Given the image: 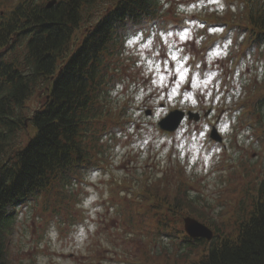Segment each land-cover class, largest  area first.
I'll list each match as a JSON object with an SVG mask.
<instances>
[{
	"label": "rangeland",
	"instance_id": "374dc122",
	"mask_svg": "<svg viewBox=\"0 0 264 264\" xmlns=\"http://www.w3.org/2000/svg\"><path fill=\"white\" fill-rule=\"evenodd\" d=\"M251 4L161 0L157 21L129 34L124 50L109 58L115 81L107 108L116 120L108 121L100 142L101 168L72 184L70 202L44 194L16 207L7 230L12 264H146L157 253L172 257V237L156 230L155 193L191 209L183 216L209 228L231 229L240 209H253L256 197H264V121L253 109L264 98V46L251 49ZM181 63L188 72L174 93L172 73ZM149 64L159 72H149ZM165 68L167 87H161ZM41 96L30 99L29 110ZM176 109L199 113L198 120L161 131L158 121ZM213 126L218 143L209 139ZM176 220L183 230L182 216Z\"/></svg>",
	"mask_w": 264,
	"mask_h": 264
},
{
	"label": "trees",
	"instance_id": "16d2710c",
	"mask_svg": "<svg viewBox=\"0 0 264 264\" xmlns=\"http://www.w3.org/2000/svg\"><path fill=\"white\" fill-rule=\"evenodd\" d=\"M47 1L0 0L6 41L0 44V264H12L7 230L18 205L44 194L70 202L72 184L101 168L100 142L108 121L116 120L107 108L115 81L109 58L124 50L139 25L157 21L161 0H57L49 8ZM251 3L252 49L264 46V0ZM14 34L28 39L24 48L9 43ZM38 93L43 101L29 110ZM253 109L264 121V98ZM151 204L159 206L156 230L171 236L176 248L172 257L157 253L146 264H264L263 196L253 209H240L231 229L211 223L209 242L178 227L176 217L191 209L165 203L159 193Z\"/></svg>",
	"mask_w": 264,
	"mask_h": 264
},
{
	"label": "water",
	"instance_id": "95a60500",
	"mask_svg": "<svg viewBox=\"0 0 264 264\" xmlns=\"http://www.w3.org/2000/svg\"><path fill=\"white\" fill-rule=\"evenodd\" d=\"M55 2L56 0H50L46 6L49 8L52 5H54ZM145 115L150 116L151 111L146 110ZM184 117H185V112L181 110H173L169 112L165 117L160 119V121L158 122V126L162 131L173 132L179 127ZM187 117L189 121L198 120V114L193 113L191 111L187 112ZM211 138L217 142L221 141V137L218 135L215 128L212 129ZM182 221H183V230L189 237L194 238V239L203 238L208 241L212 239L213 237L212 230L209 229L204 224L200 223L195 218L190 217V216H185L183 217Z\"/></svg>",
	"mask_w": 264,
	"mask_h": 264
},
{
	"label": "snow or ice",
	"instance_id": "6c2138e0",
	"mask_svg": "<svg viewBox=\"0 0 264 264\" xmlns=\"http://www.w3.org/2000/svg\"><path fill=\"white\" fill-rule=\"evenodd\" d=\"M212 2H215V0H212ZM179 38L181 40H185L186 39V35L185 34H180V37ZM137 39H140V38L138 37ZM135 42L136 41H129V44L131 45V44H133ZM150 45H151V42H149V44L148 45H145L144 47L150 48ZM172 59H173V61H177L179 58L173 53ZM165 63H166V61H165ZM153 67H155L156 71L159 72L160 66L159 65L153 66L152 64H149L148 71L151 72L153 70ZM187 72H188V70L185 69L184 68V64L181 63L180 64V68L179 69H175L174 72L172 73V75L178 77V82L176 83V87L173 89V92L174 93L178 91V89L180 87V84L185 81L186 76H187ZM158 79H159V84H160L161 87H167V84H166L167 68H165L163 72H160ZM156 82L157 81H155V80L153 81V83H156ZM204 83L207 84V81H205ZM192 86L193 87L196 86L195 78L193 79Z\"/></svg>",
	"mask_w": 264,
	"mask_h": 264
},
{
	"label": "flooded vegetation",
	"instance_id": "af4514ba",
	"mask_svg": "<svg viewBox=\"0 0 264 264\" xmlns=\"http://www.w3.org/2000/svg\"><path fill=\"white\" fill-rule=\"evenodd\" d=\"M27 42H28V39L22 38L20 35H16V34H14L13 37L9 41V43L13 44L14 46H17V50L24 48ZM5 43H6V41H5V37H4V31L1 30L0 31V44L2 45ZM4 51H5V48L4 49L1 48L0 49V55L2 53H5ZM2 59H4V58H0V60H2Z\"/></svg>",
	"mask_w": 264,
	"mask_h": 264
}]
</instances>
